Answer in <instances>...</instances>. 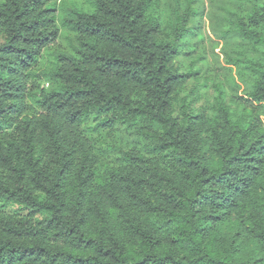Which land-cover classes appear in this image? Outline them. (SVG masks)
Listing matches in <instances>:
<instances>
[{
  "label": "trees",
  "instance_id": "16d2710c",
  "mask_svg": "<svg viewBox=\"0 0 264 264\" xmlns=\"http://www.w3.org/2000/svg\"><path fill=\"white\" fill-rule=\"evenodd\" d=\"M56 1L0 2V264H264V62L245 116L203 115L174 65L191 10L169 42L150 0ZM257 1L236 25L264 48Z\"/></svg>",
  "mask_w": 264,
  "mask_h": 264
},
{
  "label": "rangeland",
  "instance_id": "374dc122",
  "mask_svg": "<svg viewBox=\"0 0 264 264\" xmlns=\"http://www.w3.org/2000/svg\"><path fill=\"white\" fill-rule=\"evenodd\" d=\"M67 2L81 8L90 7L86 0H57L56 7H63ZM256 4L257 0H150L147 17L156 18L160 35L165 41H173L170 24L175 20V12L180 10L183 13L187 9L193 12L188 21L192 33L185 36L174 59L177 70L196 72L179 90L180 103L181 99H186V103L195 111L212 115L215 112V98L219 95L231 109L235 120L246 115L239 100L254 90L257 80L248 61L264 62L260 51L264 48L241 35L236 23L240 18L248 21V14ZM68 47L69 41L63 32L59 46L54 50ZM54 50L47 51L40 66H48L54 61ZM42 87L49 88L51 84L44 81ZM180 103L177 105L178 110ZM255 112L256 116L264 119V105L257 107ZM96 137L99 140L118 141L125 147L137 143L133 136L116 135L107 129H103ZM106 160L111 161L112 156L108 154ZM5 209L12 210V207L6 206Z\"/></svg>",
  "mask_w": 264,
  "mask_h": 264
}]
</instances>
